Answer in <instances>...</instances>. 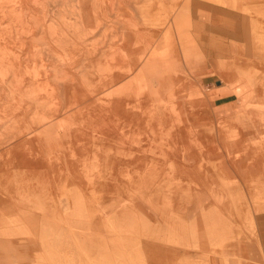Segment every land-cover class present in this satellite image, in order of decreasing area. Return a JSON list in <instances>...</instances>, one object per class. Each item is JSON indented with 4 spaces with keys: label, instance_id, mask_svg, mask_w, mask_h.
<instances>
[{
    "label": "rangeland",
    "instance_id": "374dc122",
    "mask_svg": "<svg viewBox=\"0 0 264 264\" xmlns=\"http://www.w3.org/2000/svg\"><path fill=\"white\" fill-rule=\"evenodd\" d=\"M19 1L0 0V264H264L243 244L264 215V0H23L27 14ZM207 72L236 92L231 115H218ZM90 108L123 126L93 142L103 127L89 128ZM136 157L141 167L114 163Z\"/></svg>",
    "mask_w": 264,
    "mask_h": 264
},
{
    "label": "bare ground",
    "instance_id": "6f19581e",
    "mask_svg": "<svg viewBox=\"0 0 264 264\" xmlns=\"http://www.w3.org/2000/svg\"><path fill=\"white\" fill-rule=\"evenodd\" d=\"M18 1H19V0H18ZM21 1H22V2L19 1V2H20L19 4L23 3V4H21V5H24V4L26 3V2L24 3L23 0H21ZM27 1H28V0H27ZM31 1L34 2L33 0H31ZM35 1H36V0H35ZM52 1H53V0H52ZM52 1H51V2H52ZM82 1H83V0H80V2H82ZM96 1H97V0H96ZM4 2H5V1H4ZM15 2H17V1H15ZM28 2H29V1H28ZM32 2H30L31 5L33 4ZM53 2H57V1L54 0ZM97 2H98V1H97ZM232 2H233V1H232ZM5 3L8 5L9 2H8V3L5 2ZM177 3H178V2H177ZM262 3H264V2H262ZM262 3H261V5H262ZM77 4H78V3H77ZM98 4H99V3H98ZM173 4H174V3H173ZM225 4H226V3H225ZM258 4H260V3H258ZM258 4H257V5H258ZM9 5H11V3H10ZM16 5H18V4L16 3ZM21 5H20V6H21ZM29 5H30V4H29ZM92 5H93L92 7H94V3H93ZM233 5H234V4H233ZM246 5H247V4H246ZM5 6H6V5H5ZM18 6H19V5H18ZM20 6H19V7H20ZM33 6H34V4H33ZM97 6H99V5H97ZM100 6H102V5H100ZM174 6H175V5H174ZM225 6H226V5H225ZM22 7H23V6H22ZM26 7H27V6H26ZM37 7H38V6H37ZM45 7H46V6H45ZM102 7H103V6H102ZM102 7H101V8H102ZM110 7H112V6H109V10H110ZM252 7H255V6L252 5ZM256 7H257V6H256ZM256 7H255V8H256ZM260 7H261V6H259L258 9H259ZM2 8H3V7H2ZM12 8H13V7H12ZM20 8H21V7H20ZM23 8H24V12H25V14L28 13V12H27L28 10L30 11V9H28L27 11H25V5H24ZM33 8L36 9L35 6H34ZM95 8H96V7H95ZM233 8H234V7H233ZM6 9H7V8H6ZM9 9H10V8H9ZM21 9H22V8H21ZM111 9H112V8H111ZM234 9H235V8H234ZM22 10H23V9H22ZM22 10H21V11H22ZM39 10H40V9H38L37 11H39ZM43 10H44V9H43ZM71 10H74V9H71ZM71 10H70V11H71ZM76 10H77V8H76ZM94 10H95V9L93 8V13H94ZM103 10H104V8H103ZM170 10H171V9H170ZM256 10H257V9H256ZM256 10H255V13H256ZM6 11H7V10H6ZM14 11H15V10H14ZM16 11H18V10H16ZM19 11H20V10H19ZM21 11H20V13H21ZM34 11H35V10H34ZM104 11H105V10H104ZM106 11H107V9H106ZM146 11H147V10H145V12H146ZM149 11H150V10H149ZM258 11H259V10H258ZM26 12H27V13H26ZM39 12H40V11H39ZM39 12H37L38 14H37V13H36V14L34 13V14L37 15V16H38V15H41ZM95 12H96V11H95ZM101 12H102V10H101ZM167 12H168V11H167ZM169 12H170V11H169ZM209 12H210V11H209ZM253 12H254V11H253ZM259 12L262 13V12H264V10H263V11H259ZM17 13H18V12H17ZM31 13H32V12H31ZM71 13H72V11L69 12V14H71ZM104 13H105V12H104ZM104 13H103V14H104ZM147 13H148V12H147ZM151 13H152V12H151ZM151 13H150V14H151ZM155 13H156V11H155ZM248 13H249V12H248ZM250 13H251V11H250ZM250 13H249V15H252V14H253V13H252V14H250ZM73 14H76V13H73ZM94 14H98V13L96 12V13H94ZM99 14H100V12H99ZM142 14H143V12H142ZM158 14H160V13H158ZM18 15H19V14H18ZM30 15H31V14H30ZM143 15H144V14H143ZM143 15H142V16H143ZM153 15H154V14H153ZM166 15H167V14H166ZM254 15H255V14H254ZM259 15H260V14H259ZM259 15H258V16H259ZM261 15H262V14H261ZM31 16H32V15H31ZM71 16H72V15H71ZM74 16H75V15H74ZM98 16L101 17L100 15H98ZM158 16H160V15H158ZM168 16H169V15H168ZM243 16H244V15H243ZM262 16H263V15H262ZM72 17H73V16H72ZM143 17H144V16H143ZM252 17H253V16H252ZM101 18H102V17H101ZM151 18H152V17H151ZM149 19H150V18H149ZM260 19H261V18H260ZM33 20H34V18H33ZM151 20H152V19H151ZM170 20H171V19H170ZM253 20H254V19H253ZM91 21H92V20H91ZM152 21H153V20H152ZM152 21H150V22H152ZM257 21H258V20H257ZM261 21H262V20H261ZM76 22H77V21H76ZM155 22H156V21H155ZM167 22H168V21H167ZM167 22H166V23H167ZM170 22H171V21H170ZM201 22H202V21H201ZM201 22H200V23H201ZM254 22H256V21H254ZM258 22H259V21H258ZM146 23H147V22H146ZM166 23H165V24H166ZM209 23H210V22H209ZM136 24L138 25V23H136ZM144 24H145V23H144ZM165 24H164V25H165ZM202 24L204 25V23H202ZM132 25H133V24H132ZM132 25H131L130 27L133 28ZM134 25H135V24H134ZM203 25H202V26H203ZM255 25H256V24H255ZM259 25H260V24H259ZM81 26H83V25H81ZM257 26H258V23H257ZM261 26H262V24H261ZM261 26H258V27H261ZM68 27H69V25H68ZM130 27H129V28L127 27V28L130 29ZM145 27H146V25H145ZM148 27H149V26H148ZM158 27H159V25H158ZM254 27H255V26H254ZM132 28H131V29H132ZM134 28H135V27H134ZM134 28H133V29H134ZM212 28H213V27H212ZM261 28H262V27H261ZM261 28H260V29H261ZM263 28H264V27H263ZM98 29H99V28H98ZM135 29L137 30V28H135ZM213 29H214V28H213ZM260 29H259V30H260ZM207 30H208V29H207ZM234 30H235V29H234ZM253 30H254V29H253ZM256 30H257V29H256ZM261 30H262V29H261ZM86 31H87V30H86ZM89 31H90V30L88 29V32H89ZM92 31H93V30H92ZM137 31H138V30H137ZM209 31H210V29H209ZM20 32H21V31H20ZM88 32H87L86 34H90V33H88ZM132 32H133V31H132ZM134 32H135V31H134ZM140 32H141V31H140ZM143 32H144V31H142V33H143ZM260 32H264V31H260ZM21 33H23V31H22ZM31 33H32V32H31ZM59 33H60V32H59ZM144 33H146V32H144ZM144 33H143V34H144ZM250 33H251V31H250ZM254 33H255V32H254ZM254 33H253V34H254ZM25 34H27V33H24V35H25ZM151 34L153 35V33H151ZM215 34H216V33H215ZM253 34H252V35H253ZM22 35H23V34H22ZM24 35H23V36H24ZM27 35H29V33H28ZM30 35H31V34H30ZM55 35H56V33L54 34V36H55ZM147 35L149 36V31L147 32ZM152 35H151V36H152ZM254 35H257V34H254ZM145 36H146V35H145ZM151 36H150V38H152ZM220 36H221V35H220ZM220 36H219V37H220ZM51 37H53V36H51ZM57 37H58V36H57ZM60 37L63 38L62 35H60ZM139 37H140V36H139ZM257 37H258V36H257ZM142 38H143V37H142ZM197 38H198V37H197ZM200 38H201V37H200ZM140 39H141V38H140ZM154 39H155V38H153L152 41H153ZM182 39H183V38H182ZM182 39H181V40H182ZM210 39H211V38H210ZM212 39L214 40V38H212ZM217 39H218V38H217ZM225 39H226V38H225ZM256 39H257V38H256ZM258 39H261V37L258 38ZM54 40H55V39H54ZM59 40H61V39H59ZM102 40H105V39H102ZM167 40H168V39H167ZM176 41H177V40H176ZM55 42H56V41H54V43H55ZM95 42H96V41H95ZM101 42H103V41H100V44H101ZM251 42H252V41H251ZM261 42H262V41H261ZM54 43H53V44H54ZM62 43H63V42H62ZM77 43H79V42H77ZM80 43H81V42H80ZM112 43H113V42H112ZM135 43H136V42H135ZM58 44H59V43H58ZM103 44H105V41H104ZM227 44H228V43H227ZM257 44H258V43H257ZM262 44H263V43H262ZM46 45H47V44H46ZM64 45H65V44H64ZM76 45H77V44H76ZM124 45H125V44H124ZM255 45H256V44H255ZM66 46H67V45H66ZM73 46H74V45H73ZM108 46H110V45H108ZM150 46H151V45H150ZM251 46H252V44H251ZM256 46H257V45H256ZM260 46H261V45H260ZM60 47H61V46H60ZM80 47H81V46H79V48H80ZM101 47H104V46H101ZM101 47H100V49H101ZM261 47H264V46H261ZM261 47H260V48H261ZM46 48H48V46H47ZM66 48H67V47H66ZM69 48L71 49V44H70V47H69ZM75 48H76V47H74V48L71 49V50L76 51ZM94 48H95V47H94ZM98 48H99V46L96 47V49H98ZM53 49H54V48H53ZM88 49H90V47L88 48V45H87V50H88ZM145 49H147V47H146ZM252 49H253V48H252ZM66 50H67V49H66ZM85 50H86V48H85ZM102 50H103V49H102ZM149 50H150V49H149ZM256 50H257V49H255V51H256ZM96 51H97V50H96ZM258 51H259V50H258ZM262 51H263V50H262ZM68 52H70V50H69ZM71 52H72V51H71ZM89 52H90V51H89ZM93 52H94V50H93ZM54 53H55V52H54ZM63 53H65V52H63ZM87 53H88V51H87ZM90 53H91V52H90ZM95 53H97V52H95ZM254 53H255V52H254ZM93 55H95V54H93ZM141 55H142V54H141ZM145 55H146V53H145ZM56 56H57V55H56ZM70 56H71V54H70ZM88 56H89V55H87V57H88ZM103 56H104V55H103ZM123 56H124V55H123ZM66 57H67V55H66ZM144 57H145V56H144ZM71 58H72V57H71ZM124 58H125V57H124ZM257 58H258V57H257ZM121 59H122V57H121ZM140 59H141V58H140ZM140 59H139V60H140ZM19 60H20V59H19ZM122 60H123V59H122ZM252 60L254 61V59H252ZM84 61H85V60H84ZM107 61H109V60H107ZM141 61H142V60H141ZM20 62H21V61H20ZM108 63H109V62H108ZM108 63H106V64H108ZM17 64H19V62H17ZM66 64H67V62H66ZM109 64L111 65V63H109ZM20 65H21V64H20ZM20 65H19V66H20ZM62 65H63V64H62ZM64 65H65V64H64ZM104 65H105V64H104ZM110 65H109V67H110ZM112 65H113V64H112ZM10 67H11V66H10ZM55 67H56V66H55ZM53 68H54V67H53ZM56 68H57V67H56ZM106 68H107V67H106ZM110 68H111V67H110ZM110 68H109V69H110ZM123 68H125V67H123ZM123 68H122V69H123ZM128 68H129V67H128ZM128 68H125V69H126L125 74H126V72H128ZM61 69H62V68H61ZM109 69L107 68V70H109ZM111 69H112V68H111ZM122 69H119V70H122ZM129 69H130V68H129ZM9 70H10V69H9ZM54 70H55V69H54ZM58 70H60V69H58ZM104 70H106V69L104 68ZM123 70H124V69H123ZM11 71H12V70H11ZM63 71H64V70H63ZM65 71H66V70H65ZM67 71H69V70H67ZM70 71H71V70H70ZM70 71H69V72H70ZM110 71H111V70H110ZM110 71H109V72H110ZM54 72H55V71H54ZM75 72H76V71H75ZM105 72H106V71H105ZM120 72H121V71H120ZM62 73H63V72H62ZM129 73H130V72H129ZM131 73H132V72H131ZM57 74L60 75V72L57 73ZM76 74H78V73L76 72ZM82 74H83V73H82ZM61 75H62V74H61ZM61 75H60V76H61ZM68 75H70V74H68ZM140 75H141V74H140ZM65 76H66V74H65ZM78 76H79V75H78ZM104 76H105V75H104ZM142 76H143V74H142ZM15 77H16V76H15ZM15 77H14V79H15ZM52 77H53V76H52ZM57 77H58V75H57ZM66 77H67V76H66ZM66 77H65V78H66ZM79 78H80V77H79ZM105 78H106V77H105ZM105 78H104V79H105ZM110 78H111V76H110ZM131 78H132V77H131ZM37 79H39V78H37ZM15 80H16V79H15ZM40 80H41V79H40ZM97 80H98V78H97ZM55 81H56V80H55ZM58 81H59V80H58ZM86 81H87V80H86ZM95 81H96V80H95ZM177 81H178V80H177ZM38 82H39V81H38ZM38 82H37V83H38ZM40 82H41V81H40ZM40 82H39V83H40ZM42 82H43V81H42ZM52 82H54V81H52ZM60 82H61V81H60ZM60 82H59V83H60ZM62 82H63V81H62ZM71 82H72V81H71ZM97 82H98V81H97ZM105 82H106V81H105ZM105 82H104V84H107V83H105ZM109 82H110V81H109ZM111 82H117V76H116V75L113 76V79H112ZM178 82H179V81H178ZM37 83H36V84H37ZM39 83H38V85H40ZM86 83H87V82H86ZM101 83H102V82H101ZM36 84H35V85H36ZM42 84H43V83H42ZM62 84H63V83H62ZM92 84H93V83H92ZM95 84H96V83H95ZM104 84H103V85H104ZM145 84H146V83H145ZM38 85H37V86H38ZM48 85H49V84H48ZM51 85H52V83H51ZM55 85H56V87H59V86H58V83H57V84L55 83ZM141 85H142V84H141ZM32 86H33V85H32ZM42 86H43V85H42ZM53 86H54V84H53ZM95 86H96V85H95ZM97 86H98V85H97ZM123 86H124V85L121 84V85H119L118 87L121 88V87H123ZM33 87H34V86H33ZM33 87H32V88H33ZM49 87H50V88H56L55 86H54V87L49 86ZM60 87H61V86H60ZM62 87H63V86H62ZM87 87H88V86H86V89H87ZM97 88H98V87H97ZM99 88H100V87H99ZM99 88H98V89H99ZM110 88H111V87H110ZM45 89H46V88H45ZM56 89H57V90H56L57 92L60 91L58 88H56ZM89 89H90V88H89ZM95 89H96V87H95ZM102 89H103V88H102ZM92 90H93V88H92ZM111 90H112V89H111ZM47 91H48V90L46 89V92H47ZM52 91H54V90H52ZM56 91H55L54 93H56ZM86 91H87V90H86ZM93 91H94V90H93ZM46 92H45V93H46ZM48 92H49V91H48ZM62 92H63V91H62ZM94 92H95V91H94ZM49 93H50V92H49ZM49 93H47V94H49ZM51 93H52V92H51ZM86 93H89V92H86ZM92 93H93V92H92ZM47 94H46V95H47ZM58 94H59V93H58ZM58 94H56V97H57ZM62 94H63V93H62ZM76 94H77L78 96H81L83 93H82V91H77ZM89 94H90V93H89ZM90 95H91V94H90ZM47 96H49V98H51V100L55 97L54 94L52 95V96H54L53 98H52L51 95H47ZM47 96H46V97H47ZM50 96H51V97H50ZM60 96H63V95H60ZM60 96H59V98H60V100H61V97H60ZM93 96H94V95H93ZM93 96H92V97H93ZM95 96H96V94H95ZM129 96H130V95H129ZM42 97H43V96H42ZM44 97H45V96H44ZM44 97H43V98H44ZM56 97H55V98H56ZM111 97H112V96H111ZM36 98H37V97H36ZM55 98H54V99H55ZM57 98H58V97H57ZM79 98H80V97H79ZM9 99H10V98H9ZM14 99H15V98H14ZM37 99H38V98H37ZM46 99H47V98H46ZM46 99H45V100H46ZM103 99H104V98H103ZM5 100H6V99H5ZM45 100H44V101H45ZM56 100H59V99H56ZM56 100H55V101H56ZM103 101H104V100H103ZM103 101H102V102H103ZM105 101H106V100H105ZM110 101H111V100H110ZM116 101H117V100H116ZM47 102H48V101H47ZM47 102H45V103H47ZM100 102H101V101H100ZM42 103H43V102H42ZM56 103H57V101H56ZM56 103H55V106L59 103V101H58L57 104H56ZM97 103H98V101L96 102V105H97ZM106 103H108V100H107ZM106 103H105V104H106ZM118 103H119V102H117V103H115V104L113 103L114 108H115V110H116L117 113L119 112V109H118L119 104H118ZM126 103H127V102H126ZM4 104H5V102H4ZM8 104H9V103H8ZM52 104H53V103H52ZM99 104H100V103H99ZM109 104H110V102H109ZM33 105H34V104H33ZM50 105H51V104H50ZM53 105H54V104H53ZM53 105H52V106H53ZM125 105H126V104H125ZM137 105H138V104L136 103V107H137ZM52 106H51V107H52ZM109 106L111 107V105H109ZM11 107H12V105H11ZM34 107H35V106H34ZM37 107H38V106H37ZM46 107H47V106H46ZM56 107H57V106H56ZM59 107H60V104L58 105V109H59ZM104 107H105V106H102V103H101V105H99V107H98V105H97L98 110H97V109H95V110H97V111H99L100 113L104 114V113H103V109H104ZM107 107H108V106H106V109H107ZM129 107H130V106H129ZM141 107H142V106H141ZM147 107H148V106H147ZM6 108H7V107H6ZM38 108H40V106H39ZM49 108H50V107H49ZM95 108H96V107H95ZM138 108H140V106H138ZM138 108H136V110H141V109H138ZM9 109H10V108H9ZM32 109H33V107H32ZM51 109H52V108H51ZM54 109H55V108L53 107V111H52V112L49 110L50 114H51V113L53 114V112H54L57 108H56L55 110H54ZM58 109L56 110V112L58 111ZM61 109H62V108H61ZM132 109H133V108H132ZM149 109H150V107H149ZM153 109H154V108H153ZM41 110H42V108H41ZM47 110H48V107H47ZM65 110H66V109H65ZM95 110H94V111H95ZM107 110H109V109H107ZM42 111H43V110H42ZM97 111H96V114H97ZM104 111H105V114H106L107 111H106V110H104ZM110 111H111V110H110ZM157 111H158V110H157ZM49 112H48V113H49ZM99 112H98L97 116H98L99 120H101V123L98 121L97 118H95V117H96V114H95V113H94V114H95V117H94L93 115H91V113H93V109L91 110V108H90V113H89V115H88L89 118L92 120L91 123H90V125H89V128H90V129H94V128H96V132H98L97 130H99L100 128L103 127L102 130L100 129L102 135L99 134V132H100V131H99L98 134L95 132V133H96V136H91V137H90V140H92L93 142H96V143H99V140H101V138H103V137H104L105 140H106V139H109L110 134H109V133H108L109 135L107 134V128H109L111 125H113L114 122L119 121L118 114H117V113L115 114L114 111H112V113H107V115H108V114H111V116L109 115L108 118H107V116H106V118H105V117H104L102 114H100ZM150 112H152V108H151ZM150 112H149V113H150ZM158 112H159V111H158ZM41 113H42V112H41ZM140 113H141V111H140ZM145 113H148V112H144V114H145ZM152 113H153V112H152ZM155 113H156V112H155ZM37 114H38V113H37ZM45 114H47V113H45ZM55 114L57 115L58 113H55ZM63 114H64V113H63ZM141 114H143V113H141ZM159 114H160V113H159ZM30 115H31V114H30ZM151 115L153 116V114H151ZM154 115H155V114H154ZM35 117H36V116H35ZM41 117H42V116H41ZM53 117H54V116H53ZM93 117H94L95 119H94ZM141 117H142V116H141ZM13 118H14V117H13ZM39 118H40V117H39ZM42 118H43V117H42ZM50 118H51V116H50ZM54 118H55V117H54ZM142 118L145 119L144 122H147V121L149 120V119L147 120V119L145 118V116L142 117ZM151 118H152V117H151ZM96 119H97V120H96ZM28 120H30V119H28ZM40 120H41V119H40ZM40 120H38V121H40ZM43 120H44V119H43ZM155 120H156V119H155ZM155 120H153V121L156 123ZM54 121H55V120H54ZM16 122H17V121H16ZM52 122H53V121H52ZM56 122H57V121H56ZM97 122H99V123H97ZM121 122H123V121H121ZM121 122H120V123H121ZM154 122H153V124H154ZM34 123H35V121H34ZM44 123H45V122H44ZM112 123H113V124H112ZM117 123L119 124V122H117ZM9 124H10V123H9ZM31 124H32V123H31ZM145 124H146V123H145ZM149 124H150V123H149ZM7 125H8V124H7ZM32 125H34V124H32ZM36 125H37V124H36ZM114 125L116 126V124H114ZM119 125H120V124H119ZM3 126H4V125H3ZM37 126H38V125H37ZM120 126H123V124H121ZM126 126H128V125H126ZM131 126H132V125H131ZM148 126H150V125H148ZM155 126H156V125H155ZM168 126H169V125H168ZM168 126H167V127H168ZM44 127H45V126H44ZM58 127H59V126H58ZM98 127H99V128H98ZM156 127L159 128V126H156ZM172 127H174V126H172ZM172 127H170V130H171ZM5 128H7V127L5 126ZM34 128H35V127H34ZM110 128H111V127H110ZM113 128H114V126H113ZM118 128H119V126L116 127V129H118ZM120 128H121V127H120ZM133 128H134V127H133ZM133 128H132V129H133ZM152 128H153V127H152ZM168 128H169V127H168ZM49 129H50V127H49ZM103 129H104V130H103ZM137 129H138V128H137ZM163 129H164V128H163ZM3 130H4V129H3ZM112 130H115V129H112ZM112 130H111V132H112ZM133 130H134V129H133ZM138 130H139V129H138ZM147 130H148V129H147ZM160 130H161V129H160ZM108 131H110V130H108ZM119 131H120V130H119ZM119 131H118V132H119ZM127 131H130V130H127ZM153 131H155V130H153ZM153 131H152V132H153ZM156 131H157V130H156ZM168 131H169V130H168ZM174 131H175V130H174ZM115 132H116V130H115ZM122 132L124 133V131H122ZM148 132H149V131H148ZM152 132H151V133H152ZM158 132L160 133L161 131H159V129H158ZM164 132H166V134H167V131H164ZM169 132H170V131H169ZM171 132H172V130H171ZM113 133H114V132H113ZM120 133H121V132H120ZM125 133H126V132H125ZM127 133H128V132H127ZM129 133H131V132H129ZM149 133H150V132H149ZM161 133H162V132H161ZM174 133H175V132H174ZM174 133H171V134H174ZM20 134H21V133H20ZM153 134H154V133H153ZM163 134H165V133H163ZM92 135H94V134H92ZM116 135H117V134H116ZM116 135H115V136H116ZM120 135H123V134L121 133ZM126 135H127V134H126ZM151 135H152V134H151ZM154 135H155V134H154ZM168 135H169V134H168ZM174 135L176 136V134H174ZM53 136H54V135H53ZM111 136H112V135H111ZM145 136H146V135H145ZM0 137H2V136H0ZM119 137H121V136H119ZM122 137H124V139L126 138L125 135H123ZM142 137H143V135H142ZM146 137H147V136H146ZM152 137H154V136L152 135ZM169 137H170V136H169ZM62 138H63V137H62ZM110 138H111V137H110ZM113 138H115L114 135H113ZM150 138H151V136H150ZM167 138H168V137H167ZM174 138H176V137H174ZM36 139H37V141H38V145H37V147H40V149H41L42 143L44 142V141L42 142L43 138H41V137H39V135H37V138H36ZM82 139H83V138H82ZM85 139H86V137H85ZM111 139H112V138H111ZM147 139H149V138L147 137ZM152 139H153V138H152ZM158 139H159V138H158ZM163 139H164V138H163ZM9 140H10V139H9ZM9 140H8V141H9ZM13 140H14V139H13ZM113 140H115V139H113ZM139 140H140V139H139ZM155 140H156V139H155ZM155 140H154V141H155ZM159 140H160V139H159ZM3 141H4V140H3ZM108 141H109V140H108ZM123 141H124V140H123ZM126 141H128V139H127ZM126 141H125V143H127ZM152 141H153V140H152ZM82 142H83V141H82ZM93 142H92V143H93ZM115 142H118V141H115ZM120 142L122 143L121 138H120ZM177 142H178V141H177ZM177 142L174 141V143H176V144H177ZM40 143H41V145H40ZM84 143H85V145L87 146V144H86L87 141L84 142ZM84 143H83V144H84ZM89 143H90V142H89ZM125 143L123 142L124 145L121 144V145L117 146L116 148H118V147L124 148ZM138 143H139V142H138ZM151 143H152V142H151ZM73 144H74V142H73ZM76 144H77V143H76ZM76 144H75V145H76ZM79 144L81 145V143H79ZM83 144H82V145H83ZM145 144H146V142H145ZM147 144H148V143H147ZM149 144H150V143H149ZM149 144H148V147L151 146V145L149 146ZM45 145H46V144H45ZM156 145H157V144H156ZM83 146H84V145H83ZM86 146H85V147H86ZM102 146L104 147V145H102ZM129 146H130V144H129ZM138 146L141 147L140 144H139ZM178 146H179V145H178ZM178 146L175 145L176 148H177ZM19 147H20V146H19ZM25 147H26V146H25ZM81 147H82V146H81ZM87 147H88V146H87ZM100 147H101V146H100ZM140 147H138V149H139ZM184 147H185V146H184ZM23 148H24V147H23ZM23 148H22V149H23ZM116 148H115V149H116ZM121 148H120V149H121ZM132 148H133V147H132ZM134 148H135L136 150H138L137 147H134ZM134 148H133V149H134ZM146 148H147V146H146ZM150 148H151V147H150ZM163 148H164V149H163ZM163 148H162V149H163L164 151L167 150L166 147H163ZM165 148H166V150H165ZM176 148H175V149H176ZM25 149H26V148H25ZM82 149H83V151H84V148H82ZM82 149H81V151H82ZM85 149H86V148H85ZM129 149H130V148H129ZM151 149H152V148H151ZM172 149H173V147H172ZM172 149H171V150H172ZM175 149H174V150H175ZM180 149H181V148H180ZM180 149H179V150H180ZM186 149H187V146H186ZM186 149H185V150H186ZM18 150H19V149H18ZM27 150H28V149H27ZM30 150H32V149H30ZM148 150H149V149H148ZM155 150H156V149H155ZM168 150H169V149H168ZM168 150H167V151H168ZM174 150H172V151H174ZM176 150H178V149H176ZM182 150H184V148H183ZM187 150H188V149H187ZM8 151H9V150H8ZM89 151H90V149H89ZM139 151H141V150H139ZM144 151H145V150H144ZM172 151H169V153L172 152ZM9 152H10V151H9ZM17 152H19V151H17ZM99 152H100V151H99ZM142 152H143V151H142ZM146 152H148V151H145V153H146ZM178 152H179V151H178ZM184 152H186V151H184ZM6 153H7V151H6ZM25 153H26V151H25ZM82 153H83V152H82ZM84 153H85V152H84ZM119 153H120V152H119ZM137 153H138V152H137ZM156 153H157V150H156ZM160 153H161V152H160ZM164 153H165V152H164ZM20 154H21V153H20ZM71 154H72V153H71ZM88 154H89V153H88ZM99 154H100V153H99ZM101 154H102V153H101ZM142 154H143V153H142ZM147 154H149V153H147ZM150 154H151V153H150ZM7 155H8V154H7ZM9 155H10V154H9ZM23 155H24V154H23ZM31 155H32V153H31ZM76 155H77V154H76ZM126 155H127V154H126ZM145 155H146V154H143V156H144V157L146 158V160H147V159H148V156L146 157ZM152 155H153V154H152ZM167 155H169V154L167 153ZM1 156H2V154H1ZM24 156H25V155H24ZM35 156H36V155H35ZM73 156H74V154H73ZM3 157H4V156H3ZM7 157H9V156H7ZM39 157H40V156H39ZM76 157H77V156H76ZM87 157H88V156H87ZM106 157H107V156H106ZM127 157H128V156H127ZM132 157H133V156H132ZM158 157H159V156H158ZM23 158H24V157H23ZM23 158H22V160H18V161H19V162H21V161L23 162V160H24ZM25 158H26V156H25ZM36 158H37V157H36ZM72 158H73V157H72ZM129 158H130V157H129ZM26 159L28 160L29 158H26ZM50 159H51V158H50ZM102 159H103V158H102ZM256 159L259 160L258 158H255L254 161H256ZM53 160H54V159H53ZM53 160H52V161H53ZM55 160L58 161V159H56V158H55ZM55 160H54L53 163H51V164H56V163H54ZM60 160H61V158H60ZM74 160H75V159H74ZM77 160H78V159H77ZM85 160H86V159H85ZM31 161H32V160H31ZM36 161H37V160H36ZM61 161H62V160H61ZM81 161H82V160H81ZM147 161H148V160H147ZM149 161H150V160H149ZM254 161H253V162H254ZM29 162H30V161H29ZM29 162H28V163H29ZM237 162H238V161H237ZM23 163H26V162H23ZM79 163H80V162H79ZM114 163H115V165H117V166H120V165H123V164H128V165H132V166H134V167H141L142 163H143V164L145 163V160H144V158H142V157H139V158L136 157V158H131V159L128 160V161H124V160H122V159H116ZM146 163H147V162H146ZM234 163H235V162H234ZM234 163H233L234 166L239 167V169H240V168L242 169V167H240V164H239V163H238V166L235 165ZM254 163H255V162H254ZM254 163H253V164H254ZM26 164H27V163H26ZM57 164H59L58 166H61V165H60V164H61L60 162H57ZM57 164H56V165H57ZM236 164H237V163H236ZM241 164H242V163H241ZM251 164H252V163H251ZM256 164H258L257 161H256ZM29 165H30V163H29ZM31 165H32V166L34 165L33 162H32ZM62 165H63V163H62ZM65 165H66V164H65ZM65 165H63V166H65ZM77 165H78V164H77ZM77 165H76V166H77ZM4 166H5V165H4ZM25 166H27V165H25ZM47 166H48V164H47ZM53 166H54V165H53ZM244 166H245V165H244ZM249 166H250V165H248V167H249ZM254 166H255V164L252 165V166H250L249 168L253 169ZM33 167H34V166H33ZM61 167H62V166H61ZM257 167H259V164H258ZM14 168H15V167H14ZM23 169H26V168H23ZM63 169H64V167H63ZM184 169H185V171H188L189 173H191V170H189L187 167H185ZM237 169H238V168H237ZM239 169H238V170H239ZM251 169H250V170H251ZM68 170H69V169H68ZM235 170H236V169H235ZM244 170H245V169H244ZM253 170H255L254 172H256V168H255V167H254ZM20 171H21V170H20ZM62 171H63V170H62ZM236 171H237V170H236ZM239 171H240V170H239ZM64 172H65V171H64ZM237 172H238V171H237ZM251 172H252V170H251ZM110 173H111V172H110ZM240 173H242V171H240L238 174H240ZM252 173H253V172H252ZM241 176H243V174H242ZM71 177H72V176H71ZM107 178H108V177H107ZM241 180H242V179H241ZM243 180H244V179H243ZM243 180H242V181H243ZM107 181H108V180H107ZM262 181L264 182V179H263V178H262ZM51 185H52V184H51ZM92 185H93V184H92ZM246 185H247V184H246ZM62 186H63V185H62ZM241 186H243V185H241ZM53 189H54V188H53ZM234 189H235V188H234ZM123 190H124V189H123ZM235 190L237 191L238 189H235ZM53 191H54V190H53ZM57 191H58V189H57ZM240 191H241V190H240ZM234 193H235V192H234ZM248 193H250V192H248ZM248 193H247V194H248ZM250 194H251V193H250ZM250 194H249V195H250ZM230 195H232V194H230ZM232 196H233V195H232ZM251 196H252V195H251ZM233 198H234V197H233ZM251 198H253V197H251ZM247 199H248V197H247ZM254 199H255V197H254ZM250 200H251V199H250ZM257 200H258V199H257ZM231 201H232V200H231ZM251 201H252V200H251ZM248 202H249V201H248ZM257 202H258V201H257ZM233 203H234V202H233ZM244 203H245V202H244ZM258 203H260V202H258ZM262 203H263V202H262ZM241 204H242V202H241ZM245 204H246V203H245ZM250 204H251V203H250ZM254 205H255V204H254ZM254 205H253V206H254ZM125 206H126V205H125ZM233 206H234V204H233ZM242 206H243V204H242ZM247 206H248V205H247ZM249 206H250V205H249ZM230 207H231V206H230ZM245 207H246V206H245ZM254 207H255V206H254ZM219 208H220V207H219ZM235 208H236V207H235ZM242 208H243V207H242ZM249 208H250V207H249ZM249 208H246V209L243 208V209H245V211H246V210L249 209ZM223 209H224V208H223ZM243 209H241V211H242ZM254 209H255V208H254ZM249 211H251V208H250ZM253 211H254V210H253ZM258 211L260 212V210H258ZM258 211H257V212H258ZM242 212H243V211H242ZM247 212H248V211H247ZM251 212H252V211H251ZM243 213H244V212H243ZM252 213H253V212H252ZM252 213H251V214H252ZM113 214H114V212H113ZM248 214H249V216L252 217V215H251L250 213H248ZM248 214L245 212L244 216H245V215H248ZM109 215H110V214H109ZM115 215H116V214H115ZM239 215H240V214H237V215L235 214V215L232 216V214H230V219H229V220H230L231 222L234 223V222L237 221V218L240 217ZM178 216H179V215H178ZM199 217H200V216H199ZM207 217H208V216H207ZM226 217H227V216H226ZM188 218H189V217H188ZM248 218H249V217H248ZM218 219H219V218H218ZM244 219H246V218L244 217ZM253 219H254V218H253ZM253 219H252L251 221H250V220H249V221L252 222V224H253V223H254V224H257V228L259 229V234L257 233V231H256V232L254 231V234H253V235H254V237H253L254 239H253V241H251V240H245L243 244H244L245 246H251V248L249 249L250 255H252V256H254V257H256V258L259 259L260 256H259L258 253H260V250L262 249V248H261V244L263 243L262 240H264V226H263V224H264V215H263V216L261 215V216L257 217V220L254 219V222H253ZM96 220H98V219H96ZM200 220H201V219H200ZM220 220H222V219H220ZM246 220H247V219H246ZM89 221H90V220H89ZM92 221H93V220H92ZM107 221H108V220H107ZM190 221H191V220H190ZM223 221H224V220H223ZM249 221H247V222H249ZM256 221H257V222H256ZM201 222H202V220H201ZM244 222H245V221H243V224H244ZM81 223H82V222H81ZM81 223H80V224H81ZM92 223H93V222H92ZM92 223H91V224H92ZM254 224H253V225H254ZM188 225H189V224H188ZM232 225H233V224H232ZM235 225H236V224H235ZM90 227H92V226H90ZM106 227H108V226H106ZM236 227H237V225H236ZM251 227H253V226H251ZM255 227H256V226H255ZM114 228H115V227H114ZM232 228H234V227H232ZM97 229H98V228H97ZM118 229H119V228H118ZM118 229H117V230H118ZM252 229H253V228H252ZM115 230H116V229H115ZM115 230H114V232H115ZM253 230H255V229H253ZM253 230H252V231H253ZM103 231H104V230H103ZM110 231H113V230H110ZM120 231H121V230H120ZM132 231H134V230H132ZM252 231H251V233H252ZM97 233H98V232H96V234H97ZM115 233H116V232H115ZM117 233H118V232H117ZM117 233H116V234H117ZM121 233H122V232H121ZM256 233H257V234H256ZM100 234H102V233H100ZM131 234H132V233H131ZM103 235H104V234H103ZM136 235H137V234H136ZM251 235H252V234H251ZM251 235H250V236H251ZM95 236H96V235H95ZM231 236H232V235H231ZM74 237H75V236H74ZM100 237H102V236H100ZM104 237H105V236H104ZM144 237H145V236H144ZM92 238H93V236H92ZM92 238H91V239H92ZM97 238H98V237H97ZM174 238H175V237H174ZM251 238H252V237H251ZM101 239H102V238H101ZM103 239H104V238H103ZM112 239L114 240V237H113ZM75 240H76V239H75ZM75 240H74V241H75ZM77 240H78V239H77ZM77 240H76V241H77ZM83 240H84V239H83ZM94 240H95V239H94ZM98 240H99V239H98ZM119 240H120V239H119ZM122 240H125V239H122ZM132 240H133V239H132ZM139 240H140V239H139ZM169 240H170V239H169ZM76 241H75V243H76ZM101 241H103V240H101ZM136 241H137V240H136ZM98 242H99V241H98ZM114 242H115V241H114ZM117 242H118V241H117ZM120 242H123V241L120 240ZM127 242H128V241H127ZM131 242H132V241H131ZM131 242H130V244H132ZM133 242H135V241H133ZM139 242H140V241H139ZM167 242H168V241H167ZM173 242H174V241H172V243H173ZM175 242H176V241H175ZM115 243H116V242H115ZM118 243H119V242H118ZM124 243H125V242H124ZM254 243H255V244H254ZM258 243H259V245H258ZM92 244H94V243H92ZM122 244H123V243H122ZM174 244H176V243H174ZM243 244H242V246H243ZM98 245H99V244H98ZM101 245H102V244H101ZM104 245H106V244H104ZM117 245H119V244H117ZM117 245H116V246H117ZM76 246H77V244H76ZM91 246H92V245H91ZM91 246H90V247H91ZM114 246H115V245H114ZM123 246H124V244H123ZM137 246H138V245H137ZM183 246H184V245H183ZM102 247H103V246H102ZM112 247H113V246H112ZM120 247H121V246H120ZM134 247H135V246H133V248H134ZM140 247H141V244H140ZM263 247H264V246H263ZM92 248H93V247H92ZM92 248H91V249H92ZM125 248H126V247H125ZM135 248H136V247H135ZM135 248H134V249H135ZM243 248H244V247H243ZM86 249H87V248H86ZM120 249H122V248H120ZM87 250H88V249H87ZM87 250H86V251H87ZM127 250H129V249H127ZM136 250H138V249H136ZM136 250H135V251H136ZM120 251H121V250H120ZM135 251H134V252H135ZM88 252H89V250H88ZM88 252H87V253H88ZM138 252H139V251H138ZM91 253H92V252H91ZM220 253H221V252H220ZM220 253H219V254H220ZM261 253L263 254V251H261ZM120 254H122V252H121ZM248 254H249V253H248ZM119 256H120V255H119ZM263 256H264V255H263ZM221 260H222V259H221ZM221 260H220V261H221ZM177 261H178V260H177ZM177 263H179V262H177ZM220 263L222 264V262H220Z\"/></svg>",
    "mask_w": 264,
    "mask_h": 264
},
{
    "label": "crops",
    "instance_id": "0c3cea01",
    "mask_svg": "<svg viewBox=\"0 0 264 264\" xmlns=\"http://www.w3.org/2000/svg\"><path fill=\"white\" fill-rule=\"evenodd\" d=\"M221 35L226 37L224 33H221ZM225 50L228 52V54H232L238 51H244L247 53L246 49L242 47H235L230 43H226V49H224V52ZM201 76L203 78L202 81L206 82V89L209 92L208 94L210 95V98H212V100L216 103V106H218V115H231V113L234 111L233 107L235 106L234 101H236V92L232 88L230 82H223L222 80L220 81L216 77H212V72L204 73ZM262 241L263 243L261 245L264 255V240Z\"/></svg>",
    "mask_w": 264,
    "mask_h": 264
}]
</instances>
